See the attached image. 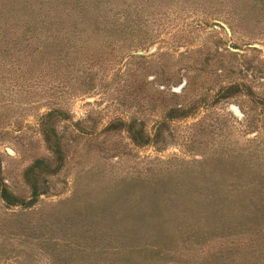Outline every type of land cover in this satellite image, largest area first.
<instances>
[{"label": "rangeland", "instance_id": "obj_1", "mask_svg": "<svg viewBox=\"0 0 264 264\" xmlns=\"http://www.w3.org/2000/svg\"><path fill=\"white\" fill-rule=\"evenodd\" d=\"M1 181L0 264H264V0H0Z\"/></svg>", "mask_w": 264, "mask_h": 264}, {"label": "trees", "instance_id": "obj_2", "mask_svg": "<svg viewBox=\"0 0 264 264\" xmlns=\"http://www.w3.org/2000/svg\"><path fill=\"white\" fill-rule=\"evenodd\" d=\"M253 2L256 0H252ZM185 109L183 108H169L168 110H166L165 117H177V116H181L182 114H184ZM51 114H53L52 111L46 112L43 114V116L41 117V119L39 120V125H40V132L42 134V138L47 146V148L50 149L51 153H53L55 155V159H58V155L56 157L55 153H60V151L58 150L59 147V143L56 141V139L54 138V131L53 128L51 126V121H48V119L46 118L47 116H50ZM44 118H46L44 120ZM118 128H125V130L128 133V136L130 138V140L137 145H144L146 144L149 140L150 137L145 134V132L143 131V129L141 128V126L137 125L134 123V121H128V122H124L121 120H114V121H110L105 127L104 130H115ZM153 133L152 137L154 136ZM151 137V138H152ZM58 170V166L55 165H47L45 164L41 159H35L29 166L25 167L22 175L23 178L25 180V182L28 184L29 188L31 189V193L32 195L36 194V193H40L42 192V188H40L39 184L36 181V177H38L39 172L40 171H45L47 173H54ZM0 198L7 202V203H16L18 202L17 197L12 195L6 188V185L1 181L0 182ZM155 229L158 231H163L164 230V223L161 220H158L155 223ZM247 241V240H246ZM232 244H238V241L235 239H232L230 241ZM226 244L225 240H220V242H218L217 240L212 241L210 244H208L206 247L207 249H213L215 247H219L221 244ZM176 245V244H175ZM174 245V246H175ZM172 246V248H169L172 251V254H180V252L176 249L177 246Z\"/></svg>", "mask_w": 264, "mask_h": 264}]
</instances>
